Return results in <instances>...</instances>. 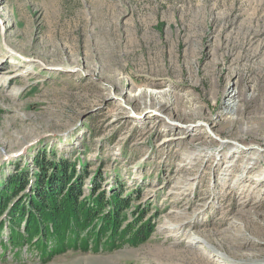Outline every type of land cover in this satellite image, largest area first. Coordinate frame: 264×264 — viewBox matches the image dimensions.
Returning a JSON list of instances; mask_svg holds the SVG:
<instances>
[{"label":"rangeland","instance_id":"374dc122","mask_svg":"<svg viewBox=\"0 0 264 264\" xmlns=\"http://www.w3.org/2000/svg\"><path fill=\"white\" fill-rule=\"evenodd\" d=\"M228 82L264 91V0H0V190L26 174L15 200L33 194L37 160L66 161L83 197L130 198L120 231H150L135 245L43 260L26 242L13 248L3 215L0 264H220L214 252L264 264L263 187L249 183V197L231 188L240 156L264 162V137L225 119ZM189 105L199 113L184 116Z\"/></svg>","mask_w":264,"mask_h":264},{"label":"trees","instance_id":"16d2710c","mask_svg":"<svg viewBox=\"0 0 264 264\" xmlns=\"http://www.w3.org/2000/svg\"><path fill=\"white\" fill-rule=\"evenodd\" d=\"M37 165L42 171L35 173L30 185L33 194L15 200L27 182L26 174L11 176L0 190V218L3 215L7 218V222L0 221V235L6 222L13 248L26 242L43 260H48L69 249L86 252L89 248L98 251L101 247L112 251L124 242L135 245L150 232L144 230V225L136 231L132 226L120 231L130 198L116 193L105 200L103 193L94 196L93 192L83 197L79 180L73 181L72 163L52 165L40 158ZM103 208L107 210L101 214ZM21 224L23 232L17 230Z\"/></svg>","mask_w":264,"mask_h":264},{"label":"bare ground","instance_id":"6f19581e","mask_svg":"<svg viewBox=\"0 0 264 264\" xmlns=\"http://www.w3.org/2000/svg\"><path fill=\"white\" fill-rule=\"evenodd\" d=\"M257 79V78H256ZM257 82V80H256ZM255 82V83H256ZM235 85V92L231 93L228 91V89H230V86ZM237 82H233L227 83V88L225 89V95L221 101V109L223 108L225 111L222 112V114L225 115V119H227L229 123H240L243 127L241 129L242 133H246V134H250L253 130V124H256V128L261 132L258 133L259 135H263L264 137V91H261V94L258 91L257 88V84H253V85H246V86H237ZM243 89H248V96L244 97V91ZM160 94V92H151V98L155 101V104H157L159 107H168L171 106V102L168 101L167 95L166 93L162 92V96L158 95ZM175 98V97H174ZM193 100V99H192ZM189 101V100H188ZM247 102H259L258 104L255 103V107L251 110V115L249 118H245L244 114L242 113V109L241 107L244 106ZM189 110L184 111L182 114H185L184 116H192V115H196L199 113V111L197 110V108L193 107L192 105L188 106ZM175 110V109H174ZM221 115V113H220ZM173 116L171 115H166L165 119H167L168 121H174L173 120ZM195 127L199 128V127H204L205 129H209L210 127L209 125L205 124H194ZM183 138H185L186 136H182ZM247 137H243L242 139H245ZM171 137H163V139L161 140V144L166 143L167 140H171ZM220 147L221 145H229L230 148L236 149V150H251L254 149V145L249 143H229V142H220ZM254 155V154H253ZM257 157V155H256ZM255 157V162L252 163L251 165H247V160L248 158H246V156H240V160L243 164L242 168L239 170L238 176L237 178L232 181L233 184L231 185L232 189L236 188V184H238V182L243 185L244 187H240L239 189L242 191H240L241 195L243 196H247L249 197V193L255 196V190L254 189H248V186L250 185L249 183H256L255 185L253 184V186L255 187H259L262 186V190H264V184H262V182H258L263 180L264 182V174H262V176L256 177L255 179L253 177L250 176V174H253L254 172H258L260 173L261 171L264 172V162L259 161L257 158ZM251 160V159H250ZM244 183V184H243ZM262 184V185H260ZM238 189V190H239ZM248 189V190H247ZM245 190H247V193H245ZM249 192V193H248ZM258 196H256L257 202L259 206H264V191L263 193L257 194ZM244 198V197H243ZM261 204V205H260ZM195 238H197V235L194 233L189 234V236L187 237V240L189 243H194L195 242ZM244 237H242L243 239ZM200 245L203 246V248L208 249L210 247H206L204 243L200 242ZM214 252V251H213ZM215 252L212 255V258H214L218 263L220 264H233L235 261L233 260H229V258L225 257V255L220 254L218 255ZM253 255V253L247 254V258H250ZM230 256V255H229ZM230 258H233L232 255L230 256ZM253 258V257H252ZM240 262V261H239ZM250 264H258V263H254L251 262Z\"/></svg>","mask_w":264,"mask_h":264}]
</instances>
